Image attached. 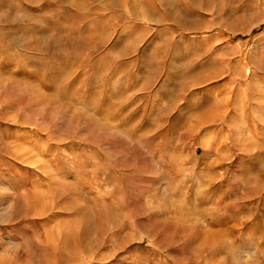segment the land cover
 <instances>
[{"label": "rangeland", "instance_id": "rangeland-1", "mask_svg": "<svg viewBox=\"0 0 264 264\" xmlns=\"http://www.w3.org/2000/svg\"><path fill=\"white\" fill-rule=\"evenodd\" d=\"M0 264H264V0H0Z\"/></svg>", "mask_w": 264, "mask_h": 264}]
</instances>
